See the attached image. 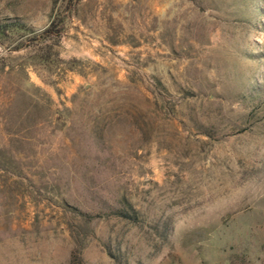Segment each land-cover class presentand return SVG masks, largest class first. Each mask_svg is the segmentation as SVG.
<instances>
[{"label": "rangeland", "instance_id": "374dc122", "mask_svg": "<svg viewBox=\"0 0 264 264\" xmlns=\"http://www.w3.org/2000/svg\"><path fill=\"white\" fill-rule=\"evenodd\" d=\"M6 21L32 31L0 36V264H264V0Z\"/></svg>", "mask_w": 264, "mask_h": 264}, {"label": "trees", "instance_id": "16d2710c", "mask_svg": "<svg viewBox=\"0 0 264 264\" xmlns=\"http://www.w3.org/2000/svg\"><path fill=\"white\" fill-rule=\"evenodd\" d=\"M12 29V28H20V29H26V30H31L32 28H30L29 26H27L26 24H22L21 22H17V21H6V22H1L0 23V36H5L6 35V29ZM37 38L41 40V42H44L46 40H48L51 37H56L58 38L60 36V31L57 29V26H55L54 23H52V25L46 27L44 30L40 31L37 35ZM130 207V209H133L131 204L128 202L127 203ZM117 212V214H119L120 216H130L131 218H135L134 215V210L133 213H127V211L123 210V209H116L115 210Z\"/></svg>", "mask_w": 264, "mask_h": 264}]
</instances>
